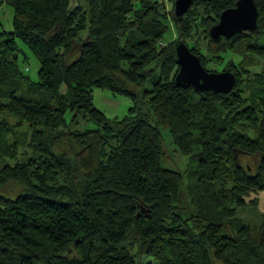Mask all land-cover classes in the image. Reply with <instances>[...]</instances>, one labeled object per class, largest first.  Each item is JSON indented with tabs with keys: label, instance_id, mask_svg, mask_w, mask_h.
<instances>
[{
	"label": "trees",
	"instance_id": "trees-1",
	"mask_svg": "<svg viewBox=\"0 0 264 264\" xmlns=\"http://www.w3.org/2000/svg\"><path fill=\"white\" fill-rule=\"evenodd\" d=\"M169 1L0 0V264H264V0L256 32L219 43L239 0L182 17ZM178 42L232 72L231 93L179 87ZM95 89L129 115L108 118Z\"/></svg>",
	"mask_w": 264,
	"mask_h": 264
},
{
	"label": "water",
	"instance_id": "water-1",
	"mask_svg": "<svg viewBox=\"0 0 264 264\" xmlns=\"http://www.w3.org/2000/svg\"><path fill=\"white\" fill-rule=\"evenodd\" d=\"M193 0H177L175 13L182 17L192 7ZM259 28V10L256 0H239L236 7L222 13L220 21L210 30L215 43L223 38L232 39L239 33L256 32ZM179 87H194L197 91L213 94H229L236 86V76L229 71L209 72L201 58L195 55L184 42L176 44Z\"/></svg>",
	"mask_w": 264,
	"mask_h": 264
},
{
	"label": "rangeland",
	"instance_id": "rangeland-1",
	"mask_svg": "<svg viewBox=\"0 0 264 264\" xmlns=\"http://www.w3.org/2000/svg\"><path fill=\"white\" fill-rule=\"evenodd\" d=\"M168 1V9H172V4ZM12 12L10 9L7 8V5L0 7V23H3L5 25L6 30H11V22H12ZM177 39V36L175 35V32H173L172 35L169 36V40L174 41ZM21 46L24 48V51L26 55L28 56V63L29 65H23L27 70H29L28 74L31 76V78L34 81L38 80V74L40 70V64L36 60V58L32 55V53L22 44ZM219 72H224L219 71ZM94 103L96 107L102 111L108 118L110 119H116V118H124L125 116L129 115L130 108L133 107V102L124 96H116L112 94L110 91L107 90H101V89H95L94 91ZM92 127V126H91ZM167 134V133H166ZM167 140V146L169 147V141L170 139L166 135ZM169 153L168 160L165 162V168L171 169V170H180L183 171L187 168V166L190 163L189 158H185L179 153L175 152V150L171 149L167 151ZM242 158L246 159H252L249 156H243ZM253 160V159H252ZM243 165L247 166V162L243 161ZM252 168L254 170L255 165L252 161ZM14 186L7 187L6 191H2L1 194L5 197L15 199L17 195L19 194L18 190ZM263 192H260V194L253 197V199H258L259 206L258 211L261 214H264V196H262ZM250 211H253V209H250ZM249 212L246 213V216H249ZM147 262H154L150 260H146ZM155 264V263H154Z\"/></svg>",
	"mask_w": 264,
	"mask_h": 264
},
{
	"label": "crops",
	"instance_id": "crops-1",
	"mask_svg": "<svg viewBox=\"0 0 264 264\" xmlns=\"http://www.w3.org/2000/svg\"><path fill=\"white\" fill-rule=\"evenodd\" d=\"M262 196H264V193H262Z\"/></svg>",
	"mask_w": 264,
	"mask_h": 264
}]
</instances>
